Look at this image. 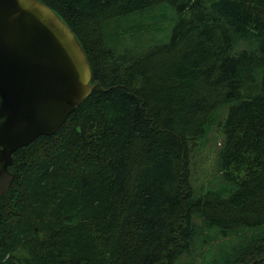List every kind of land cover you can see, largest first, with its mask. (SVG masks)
I'll use <instances>...</instances> for the list:
<instances>
[{
    "label": "trees",
    "instance_id": "trees-1",
    "mask_svg": "<svg viewBox=\"0 0 264 264\" xmlns=\"http://www.w3.org/2000/svg\"><path fill=\"white\" fill-rule=\"evenodd\" d=\"M38 1L94 87L13 154L0 264H264V0ZM163 5L178 14L167 41L128 48ZM215 127L213 177L194 189Z\"/></svg>",
    "mask_w": 264,
    "mask_h": 264
},
{
    "label": "water",
    "instance_id": "water-1",
    "mask_svg": "<svg viewBox=\"0 0 264 264\" xmlns=\"http://www.w3.org/2000/svg\"><path fill=\"white\" fill-rule=\"evenodd\" d=\"M72 31L38 0H0V195L13 154L53 135L93 89Z\"/></svg>",
    "mask_w": 264,
    "mask_h": 264
},
{
    "label": "rangeland",
    "instance_id": "rangeland-1",
    "mask_svg": "<svg viewBox=\"0 0 264 264\" xmlns=\"http://www.w3.org/2000/svg\"><path fill=\"white\" fill-rule=\"evenodd\" d=\"M161 19L158 21L149 20L152 24V27H145L141 29L138 35L134 37L127 36L125 42L127 43L128 48H143L150 45L160 44L169 38L172 28L175 25V21L178 17L177 12L165 5L161 7ZM148 24V23H147ZM161 28L160 30L157 28ZM223 140L221 130L217 127L211 130L207 139L199 143L198 149L195 151V158L192 162V168L194 169L191 172V183L194 189H200L206 179L213 177L214 174V158L217 149L220 147ZM224 242V241H223ZM225 245H229L230 242H224ZM212 248L215 249L214 254L217 252V247L213 244ZM195 249L201 255H208V251L204 247L195 246Z\"/></svg>",
    "mask_w": 264,
    "mask_h": 264
}]
</instances>
